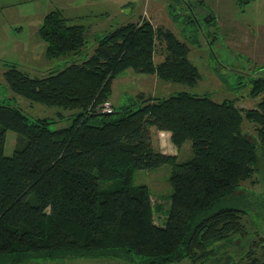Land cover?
<instances>
[{
	"label": "trees",
	"instance_id": "trees-1",
	"mask_svg": "<svg viewBox=\"0 0 264 264\" xmlns=\"http://www.w3.org/2000/svg\"><path fill=\"white\" fill-rule=\"evenodd\" d=\"M37 34L51 59L77 54L86 43L85 27L60 9L43 16ZM156 42L164 51L158 63ZM187 54V44L170 30L143 20L107 31L85 60L44 76L6 63L3 80L13 93L75 112L68 125L51 129L48 119L31 120L19 107L0 102V264L72 257L201 263L215 252L214 242L245 231L242 217L249 208L222 201L242 196L239 183L258 170L264 77L251 80L249 94L259 96L252 108L183 90L109 103L113 80L127 68L196 84L199 69ZM244 118L255 125L256 137L242 131ZM151 127L168 130L177 148L189 140L192 157L177 161V155L156 150ZM7 130L16 134L11 155L4 154ZM164 163L171 165L170 205L165 222L157 224L147 185L132 184V178L136 169ZM110 180L118 184L100 186ZM213 260L264 264V254L250 247L239 261Z\"/></svg>",
	"mask_w": 264,
	"mask_h": 264
},
{
	"label": "rangeland",
	"instance_id": "rangeland-1",
	"mask_svg": "<svg viewBox=\"0 0 264 264\" xmlns=\"http://www.w3.org/2000/svg\"><path fill=\"white\" fill-rule=\"evenodd\" d=\"M93 1L96 2L94 6L96 8L108 6L110 16L107 22L97 23L101 22V19H95L90 24L92 28L83 25L86 43L82 50L77 54L50 60L47 64H55L53 70L85 60L94 51L97 39L118 25L148 20L153 27L162 26L187 44V55L198 67L200 77L196 84L187 85L161 80L155 74L140 73L127 68L113 80L110 98L114 106L136 101L139 93L144 96H168L183 90L198 95L206 94L217 101L231 99L240 108L256 107L259 96L250 95L249 89L254 77H264V0H247V2L246 0ZM209 14H212L214 19L206 22L205 18ZM24 26L26 30L19 38L30 41L29 22H26ZM40 43L44 45L43 41ZM163 57L164 51L156 42L153 60L158 63ZM16 58V54H8L4 57L0 55V65L4 60L8 62L18 60L17 62L22 64L20 67L23 68L24 58L19 55L18 59ZM41 67L39 73H33L31 70L25 72L31 76H44L49 71L44 66ZM0 102L19 107L31 120L48 119L51 121L49 124L51 129L68 125L75 112V110L59 106L30 102L13 93L6 84H0ZM151 131L156 135L153 127ZM242 131L256 137L255 125L245 118L242 121ZM155 139L153 136L152 143ZM15 140V132L7 130L4 144L5 155L13 153ZM258 152L260 155L258 170L250 178L239 183V192L244 194L222 201L223 206L249 208L242 217L245 231L214 242L211 248L215 252L204 262H192L185 258L169 264H213L215 257H222L223 260L225 256L239 261L241 255L250 247L254 248L257 255L264 254V150L258 146ZM176 153L177 161L190 159L193 155L190 141L187 140L179 149L176 148ZM170 171L171 165L164 163L157 167L136 169L132 178V184L147 185L153 205V219L157 224L165 222L170 205L171 187L168 181ZM117 184L116 180H110L101 182L100 186L112 188ZM24 264L134 263L114 257H72L60 260L34 259Z\"/></svg>",
	"mask_w": 264,
	"mask_h": 264
},
{
	"label": "crops",
	"instance_id": "crops-1",
	"mask_svg": "<svg viewBox=\"0 0 264 264\" xmlns=\"http://www.w3.org/2000/svg\"><path fill=\"white\" fill-rule=\"evenodd\" d=\"M95 3L93 0L83 2L75 0H0V51H2L0 55L4 57L8 54H16V59L19 55L25 60L23 68L20 67L22 64L17 62L18 60L16 62L4 60L0 65V84H5L3 72L6 63H14L20 69L24 71L31 70L33 73H39L42 69L41 66H44L48 71H52L55 67V64H47L54 59H50L45 55L44 45H41L40 42L42 41L37 34L42 18L48 11L60 9L64 16L69 18L70 22L84 26H91V22L95 19H101V22L97 23L104 24L110 16L108 6L104 5L101 8H96L94 7ZM26 22H29L30 41H23L19 38L26 30L24 26ZM109 103L113 104L111 98ZM155 132L156 135L151 131L152 140L153 136L154 139L156 137L153 146L157 149L154 148L163 153L177 155V147L170 140V132L157 129H155Z\"/></svg>",
	"mask_w": 264,
	"mask_h": 264
},
{
	"label": "water",
	"instance_id": "water-1",
	"mask_svg": "<svg viewBox=\"0 0 264 264\" xmlns=\"http://www.w3.org/2000/svg\"><path fill=\"white\" fill-rule=\"evenodd\" d=\"M212 20V15L211 14H209L206 18H205V21L206 22H209V21H211ZM109 103H106V106L108 105Z\"/></svg>",
	"mask_w": 264,
	"mask_h": 264
},
{
	"label": "built area",
	"instance_id": "built-area-1",
	"mask_svg": "<svg viewBox=\"0 0 264 264\" xmlns=\"http://www.w3.org/2000/svg\"><path fill=\"white\" fill-rule=\"evenodd\" d=\"M105 111H110L111 109L108 107V105L106 106V108L104 109Z\"/></svg>",
	"mask_w": 264,
	"mask_h": 264
},
{
	"label": "flooded vegetation",
	"instance_id": "flooded-vegetation-1",
	"mask_svg": "<svg viewBox=\"0 0 264 264\" xmlns=\"http://www.w3.org/2000/svg\"><path fill=\"white\" fill-rule=\"evenodd\" d=\"M212 15V14H211ZM212 19H214V16L212 15Z\"/></svg>",
	"mask_w": 264,
	"mask_h": 264
}]
</instances>
